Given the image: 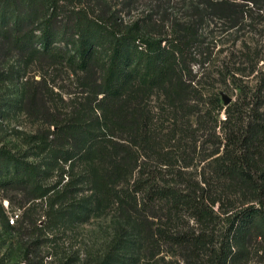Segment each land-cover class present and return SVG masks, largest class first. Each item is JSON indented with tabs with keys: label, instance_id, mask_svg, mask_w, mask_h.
I'll use <instances>...</instances> for the list:
<instances>
[{
	"label": "trees",
	"instance_id": "obj_1",
	"mask_svg": "<svg viewBox=\"0 0 264 264\" xmlns=\"http://www.w3.org/2000/svg\"><path fill=\"white\" fill-rule=\"evenodd\" d=\"M62 1L67 0H0V83L11 72L8 63L14 58L26 67L63 65L71 69L85 94L75 110L64 116L52 113L48 101L53 98L47 95L45 80L36 82L42 88L27 87L19 105L29 116L55 128L58 142L41 138V145L57 147V160L77 158L84 163L93 194L82 201L91 197L98 206L116 207L125 225L137 219L142 230L148 228L149 217L171 218L162 216L159 204H164L170 215L182 214L198 226L189 224L187 229L195 231L191 233L174 225L176 229L167 234L172 243L185 247L189 264L202 262L201 256L208 253L210 260L205 264H226L237 232L249 234L258 224L264 227V86L257 87L252 99L246 95L240 108L237 103L222 106L216 93L212 96L225 118L216 122L220 148L202 181L180 174L171 180L163 170H145L142 157H146L141 150L155 151L158 141L143 110L152 89L161 90L177 109L188 110L197 93L193 86L196 76L191 75L183 57L188 39L198 35L196 31L207 17L225 21L231 29L239 27L247 13L255 8L264 10V0H181L191 2V17L177 32V45L141 21L124 26L106 8H99L98 15L91 9V16L90 10L65 8ZM167 9L151 8V20L153 13L162 18L159 23L163 24H156L159 28L166 29L163 19ZM89 27L107 31L111 41L106 48L85 37ZM64 39L66 44H60ZM102 50L109 51L107 57ZM40 166L0 145V189L14 187L48 195L54 188L42 184L47 171L42 172ZM230 188L241 191L237 200L242 202L229 199ZM119 227L100 264H114L121 250L126 255L133 248L134 255L136 244L127 246V230ZM129 227L132 233L128 236L133 238L136 227ZM0 264L15 263L0 259Z\"/></svg>",
	"mask_w": 264,
	"mask_h": 264
},
{
	"label": "rangeland",
	"instance_id": "obj_2",
	"mask_svg": "<svg viewBox=\"0 0 264 264\" xmlns=\"http://www.w3.org/2000/svg\"><path fill=\"white\" fill-rule=\"evenodd\" d=\"M160 1L166 3L158 0H105L99 4L96 0H67L62 4L65 8L90 10L91 16V9L98 15L99 8H106L107 12L115 13L118 23L129 26L141 21L177 45V32L191 17V2ZM151 8H170L164 15L167 20L172 12L170 20L163 19L166 29L156 25L163 24L159 23L161 17L153 13L150 19ZM246 16L242 25L233 29L227 22L211 17L204 18L198 31L193 29L198 35L188 39L183 55L191 75L196 76L193 86L197 93L188 110L174 107L159 89L148 91L143 111L151 119L158 144L153 153L141 150L140 154L146 157H142L145 170H163L162 174L171 180L176 179V174L198 181H202L203 175L207 176L208 164L218 156L216 153L220 148L219 124L216 122L225 118L224 110H219L212 96L216 93L224 106L220 94L224 92L240 108L246 95L252 99L257 87L264 86V10L255 8ZM87 29L89 33L85 37L91 43L102 44V48L109 45L111 37L105 29ZM66 41L59 43L65 45ZM102 51L103 57H107L109 51ZM8 65L11 72L0 83V145L41 165L42 172L47 171L43 174L42 184L54 189L45 196H39L38 191L26 192L14 187L0 189V259L15 264H100L106 258L119 226L122 225L131 235L129 226L132 224L136 227L135 237L128 234L124 237L127 246L136 244L134 255L133 248L127 256L124 255L126 251L121 250L114 264H189L183 252L185 247L172 243L167 234L176 228L185 231L189 224L198 228L193 220L182 214L172 216L167 206L159 204L163 208L162 216L170 219L149 217L148 228L144 230L137 227V219L129 226L125 225L118 218L116 207L98 206L91 197L82 201L93 194L83 162L77 158L70 162L57 160V147L45 149L41 145V138L58 142L53 134L55 128L29 116L19 102L27 87L39 89L42 85L36 82L45 80L47 95L55 100L50 98L48 101L52 113L56 116L69 114L85 98L71 69L63 65L26 67L17 58L11 59ZM262 96L264 100V94ZM70 150L74 155L77 153L73 148ZM229 192V199L234 203L243 201L237 200L242 194L238 189L230 188ZM229 249L230 259L226 264H264V227L258 224L249 234L237 232ZM209 255L201 256L203 263L198 261L205 264L210 260Z\"/></svg>",
	"mask_w": 264,
	"mask_h": 264
},
{
	"label": "water",
	"instance_id": "obj_3",
	"mask_svg": "<svg viewBox=\"0 0 264 264\" xmlns=\"http://www.w3.org/2000/svg\"><path fill=\"white\" fill-rule=\"evenodd\" d=\"M221 97L223 100V104L225 107L229 106L232 103V99L228 97V95L224 92H221Z\"/></svg>",
	"mask_w": 264,
	"mask_h": 264
},
{
	"label": "built area",
	"instance_id": "obj_4",
	"mask_svg": "<svg viewBox=\"0 0 264 264\" xmlns=\"http://www.w3.org/2000/svg\"><path fill=\"white\" fill-rule=\"evenodd\" d=\"M12 223H14V220H12Z\"/></svg>",
	"mask_w": 264,
	"mask_h": 264
}]
</instances>
